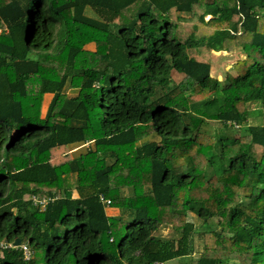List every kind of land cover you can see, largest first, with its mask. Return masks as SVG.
<instances>
[{
	"label": "trees",
	"instance_id": "trees-1",
	"mask_svg": "<svg viewBox=\"0 0 264 264\" xmlns=\"http://www.w3.org/2000/svg\"><path fill=\"white\" fill-rule=\"evenodd\" d=\"M0 30V239L32 250L0 264H264V120L248 108L264 107V0H0ZM235 46L221 81L210 53Z\"/></svg>",
	"mask_w": 264,
	"mask_h": 264
},
{
	"label": "rangeland",
	"instance_id": "rangeland-1",
	"mask_svg": "<svg viewBox=\"0 0 264 264\" xmlns=\"http://www.w3.org/2000/svg\"><path fill=\"white\" fill-rule=\"evenodd\" d=\"M87 13L91 16H97L92 9H88ZM211 16L207 15L205 17L206 20H208ZM8 30H10L14 37L16 38L17 41H24L25 36H26V28H25V23L23 21L15 23V24H8L7 25ZM1 31V30H0ZM87 49L89 50H95L96 45L95 43H90L86 46ZM245 52L242 48V46H235L233 49H225V50H220V51H215L212 50L210 53V62H211V74L214 77H217L221 81H224L227 74H233L235 75L237 73V69L235 67L236 62H238L240 59L245 58ZM184 74L178 73L176 71L173 72V80L178 83L184 78ZM66 92L69 94H75V90L72 89V87H69V84L66 87ZM53 97V94L48 93L45 95L44 100H43V105H42V115L44 116L46 114V111L48 109V106L51 102V99ZM248 108L250 110V116H249V121L251 124H260L264 120V107L262 104L259 102H252L248 104ZM223 126L214 120H211L208 124H205L203 126L204 131L208 133H215L218 129L221 130ZM228 131V130H227ZM243 128L236 127L234 128L231 132L236 133V134H243ZM88 145L84 144V147L81 149H86ZM73 147H71L72 149ZM70 149V152L75 153ZM75 150V149H74ZM75 155V154H73ZM69 181L73 184H77V175L72 174L68 177ZM121 179V178H120ZM119 179V180H120ZM134 190L132 186L129 187H123L122 188V194L124 196H131L133 194ZM61 193V192H59ZM58 194V193H57ZM59 195V194H58ZM73 195L75 197L78 196L77 190L74 188L73 190ZM106 211L108 215L112 216H126L127 211H124L123 208L121 207H115V206H107ZM188 220L193 222L194 227L197 229H200L203 227L204 221L198 217L195 213L189 212L188 213ZM157 235L162 237L163 239H174L177 240L179 238V234L174 230L171 224H161L159 229L156 231ZM191 243L194 247V252H193V258L196 259L199 257L201 253V239L198 237V233L194 235V237L191 239ZM42 252L36 251V257L39 260V264H45V259L42 256ZM178 259H174L171 261H168L165 264H177Z\"/></svg>",
	"mask_w": 264,
	"mask_h": 264
},
{
	"label": "built area",
	"instance_id": "built-area-1",
	"mask_svg": "<svg viewBox=\"0 0 264 264\" xmlns=\"http://www.w3.org/2000/svg\"><path fill=\"white\" fill-rule=\"evenodd\" d=\"M58 194L49 195L48 197H38L33 196L34 204L40 205L42 208H45L47 203L58 198ZM100 200L106 205H111V199L106 197L104 194L99 195ZM19 247L23 251L25 259H29L32 256V250L27 242L22 243L21 245H15L13 241H7L5 239H0V258L4 256V252L7 248H16ZM155 264H165L164 262L158 261Z\"/></svg>",
	"mask_w": 264,
	"mask_h": 264
},
{
	"label": "water",
	"instance_id": "water-1",
	"mask_svg": "<svg viewBox=\"0 0 264 264\" xmlns=\"http://www.w3.org/2000/svg\"><path fill=\"white\" fill-rule=\"evenodd\" d=\"M26 242V239L24 237L17 236L14 239V244L15 245H21L22 243Z\"/></svg>",
	"mask_w": 264,
	"mask_h": 264
}]
</instances>
